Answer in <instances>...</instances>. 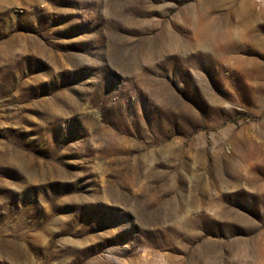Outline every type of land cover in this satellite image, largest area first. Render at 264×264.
<instances>
[{"label": "rangeland", "instance_id": "rangeland-1", "mask_svg": "<svg viewBox=\"0 0 264 264\" xmlns=\"http://www.w3.org/2000/svg\"><path fill=\"white\" fill-rule=\"evenodd\" d=\"M0 264H264V0H0Z\"/></svg>", "mask_w": 264, "mask_h": 264}]
</instances>
